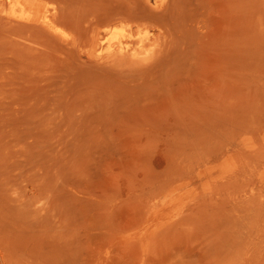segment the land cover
<instances>
[{
	"label": "rangeland",
	"instance_id": "rangeland-1",
	"mask_svg": "<svg viewBox=\"0 0 264 264\" xmlns=\"http://www.w3.org/2000/svg\"><path fill=\"white\" fill-rule=\"evenodd\" d=\"M15 2L0 264H264V0Z\"/></svg>",
	"mask_w": 264,
	"mask_h": 264
},
{
	"label": "bare ground",
	"instance_id": "bare-ground-1",
	"mask_svg": "<svg viewBox=\"0 0 264 264\" xmlns=\"http://www.w3.org/2000/svg\"><path fill=\"white\" fill-rule=\"evenodd\" d=\"M15 0H0V12H1V8H4L3 6L5 5V4H7V3H13ZM18 0H16V2L13 4V5H11L12 7H11V9H10V11H11V13L13 14V15H15V14H17V13H15L17 10L18 11H20L21 10V4L19 3V2H17ZM10 5V4H9ZM42 9V8H41ZM4 11V10H3ZM28 12V11H27ZM3 13V12H2ZM10 13V14H11ZM19 14H20V12H19ZM12 15V16H13ZM21 15V14H20ZM15 18V17H14ZM38 18V17H37ZM27 19V18H26ZM42 19V20H41ZM41 21L40 22H43V24H45L46 26H48V27H53L52 26V23H51V21L47 18V17H41ZM2 20V19H1ZM45 26V27H46ZM54 31V30H53ZM112 37H114V36H112ZM104 40V39H103ZM141 45V44H140ZM117 48V47H116ZM139 50V49H138ZM120 52V51H119ZM136 57V56H135Z\"/></svg>",
	"mask_w": 264,
	"mask_h": 264
}]
</instances>
